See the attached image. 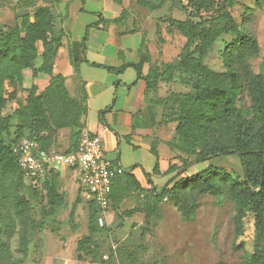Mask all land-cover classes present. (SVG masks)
<instances>
[{
	"label": "trees",
	"instance_id": "obj_1",
	"mask_svg": "<svg viewBox=\"0 0 264 264\" xmlns=\"http://www.w3.org/2000/svg\"><path fill=\"white\" fill-rule=\"evenodd\" d=\"M58 0H45V5L37 6L33 13H22L15 16L14 28L7 39L0 38V206L11 198V209L20 226L19 231V258L10 255L9 245L3 239V226L0 225V264H22L29 253L31 231L39 226L31 214L30 202L21 193L25 176L18 164L16 148L23 139H33L43 150L53 148L59 133L63 129L77 130L74 146L65 151L76 148L80 131L86 120V97L74 98L68 90L64 77L54 75V59L61 46L62 36L50 37L53 29L55 14L54 2ZM121 3V0H115ZM184 0H136L141 7L151 11L161 8L167 2L172 6L184 8ZM190 5L185 19H164L170 28L177 29L186 42L178 57L170 62H160L150 67L145 77L147 87L156 89L159 81H175L178 73L192 75L201 91L200 97L192 94L184 95L185 103L181 106L177 116L176 132L180 139V150L196 154L197 162H203L208 157L219 154L238 153L241 157L244 177H233L215 165H208L198 174L188 177L182 183L191 189L218 194L220 185H226L228 195L234 203L235 214L233 223L235 234L240 237L244 234V219L249 210L254 214L255 230L257 235L264 239V73L253 71L249 58L258 56L260 46L254 35L239 25L233 18L230 9L237 3L236 0H186ZM22 4L29 5L27 0ZM195 11V13H192ZM203 13L208 17H204ZM199 15V20L195 15ZM100 23L90 25L86 29L82 47L89 39L90 28L100 29V25L108 21L101 14ZM128 15L123 9L120 18L113 20L120 22ZM246 16L247 13L245 12ZM171 32V29H168ZM223 34H232L231 42L226 43L222 51L224 72H215L205 63L204 57L214 48L215 43ZM42 43L40 53L41 63L36 65L38 58L37 43ZM15 44V47L12 45ZM146 53L142 55L141 63L133 64L139 72L143 63L150 61ZM109 71L123 70L103 66ZM32 72L35 80L41 73L49 75V84L40 90L33 82L30 87L24 88V70ZM76 67V71H77ZM6 85L12 87L7 92ZM24 91L26 98L23 104L17 97ZM172 93L162 102H167ZM249 94L251 106H244L243 101ZM183 97V96H182ZM10 100H16L17 106L11 114H3ZM153 101L154 105H157ZM257 116L259 127L253 129L252 121ZM16 120V131H10L11 121ZM232 126L235 132L231 142H211L209 131L212 128ZM26 135L25 137H23ZM157 160L154 173H160L159 156L152 147ZM177 164L171 163L166 174L175 173ZM127 179L133 178L124 172ZM123 175V174H122ZM175 174L168 182L155 191L156 200L149 201L146 217L157 207L160 199L175 186L180 185ZM53 170L35 185L48 184V201L55 210L63 204L62 197L54 183ZM137 189L140 184L135 181ZM172 185V186H171ZM150 190L149 193L153 192ZM113 195V191H112ZM77 202V201H76ZM147 203V202H146ZM90 206L88 214V233L82 236L76 247L78 255L81 250L90 261L104 264V253L99 251L98 244H93L95 236L102 233L105 228L97 222L100 213L99 206L94 201H87ZM70 211V218L74 215V205ZM134 210L127 211L129 215ZM75 228V226H72ZM84 248H87L84 251ZM119 252H122L121 250ZM217 264H229L218 262ZM243 264H259L258 256L248 255Z\"/></svg>",
	"mask_w": 264,
	"mask_h": 264
},
{
	"label": "rangeland",
	"instance_id": "obj_2",
	"mask_svg": "<svg viewBox=\"0 0 264 264\" xmlns=\"http://www.w3.org/2000/svg\"><path fill=\"white\" fill-rule=\"evenodd\" d=\"M156 1L160 2V0ZM236 1L237 3L230 9L233 18L240 29H244L256 37L260 46L259 55L250 57L249 64L253 71L264 73V0ZM59 2L60 0L54 2L55 19L50 37L60 35L63 37L64 35V30L60 25L64 23V14L67 9L63 8L60 11ZM183 2L184 8L189 11L190 5H187L186 0ZM27 3L29 5L22 4L21 0H0V38H9L17 14L33 13L37 6L45 5V0H27ZM165 5L169 6L170 12H166L163 8L156 13L161 23H166L164 19L173 17V14L180 19L186 18L187 11L184 8L172 6L171 2H167ZM134 7L136 6L134 5ZM141 8V12L137 15L138 19L149 20L152 11L146 7ZM195 16L197 18L194 20L198 21L199 15ZM203 16L208 17L205 13ZM163 26V24L158 25V28L155 29L154 23H151V31H155V37H157L155 42H152V48L163 54V48L166 47L164 58L166 61H173L178 57L181 48L179 41L182 39L184 41L185 38L178 31L170 32ZM163 34H165V38L162 37ZM232 38V34H223L215 43L214 48L204 57L206 65L211 70L215 72L226 70L222 51L225 44L231 42ZM12 46L15 47V44ZM37 50L36 65L39 66L41 63L39 57L42 52L41 42L37 43ZM50 78L49 75L41 73L35 79L40 90L49 84ZM175 84H178L174 91L177 93H172L166 103L158 99L157 105L154 107L157 106L162 115L158 133L159 139L166 145L164 149L162 147V153L164 155L170 150L168 156L178 166L175 174H177L176 180L181 182L180 185L170 189L164 198L159 200L154 212H151L140 226L134 223L130 234L127 235L125 227H122L123 231H118L112 237L109 233L110 229L104 224L102 228L105 229L95 236L93 244H98L99 251L109 257L110 262L116 264H217L218 262L243 264L248 255L253 254L258 256L259 264H264V239L257 235L255 218L251 211L246 212L244 234L240 237L235 234L233 223L235 207L228 195L226 185L221 184L219 193L214 194L191 189L182 183L183 180L198 174L210 164L240 179L244 177V168L238 153L213 155L206 161L197 162L196 154L180 150V139L176 132V126L179 110L185 103L184 95L192 94L200 97L201 91L195 78L189 74L178 73ZM11 89L12 87L6 85L7 92ZM21 93L17 100L23 104L25 92L21 91ZM251 104L248 94L243 105L251 106ZM16 106V100H10L3 114H11ZM252 124L253 129L259 127L260 122L257 116H254ZM16 125V120L11 121L10 131L12 133L16 131ZM234 132L235 129L232 126L218 125L209 131V138L213 143L229 144ZM48 188L49 185L43 184V181L35 185L29 178L23 177L20 191L28 198L32 217L39 228L36 227L31 231L29 253L22 264H51L47 260V255H50L57 243L55 241L57 237L54 235L56 232L62 237L64 236V239L71 238L72 240L83 233L84 229L77 235L71 234L72 231L82 227L83 219L89 214L90 206L82 205L81 197L78 194L76 204L67 205L66 208H61L56 212L55 206L49 204ZM155 191L145 193L144 198L147 197L151 201L156 200L158 196ZM73 205L75 206L74 215L69 219V212ZM0 225L3 226V239L9 245L10 255L19 258L20 254L17 251L20 226L11 209V198H8L0 206ZM69 245L74 247L75 244L69 242ZM86 250L87 248H84V251ZM120 250L122 252H119ZM80 252V255L77 252L75 254L79 264H101L90 261L82 250Z\"/></svg>",
	"mask_w": 264,
	"mask_h": 264
},
{
	"label": "crops",
	"instance_id": "obj_3",
	"mask_svg": "<svg viewBox=\"0 0 264 264\" xmlns=\"http://www.w3.org/2000/svg\"><path fill=\"white\" fill-rule=\"evenodd\" d=\"M59 7L60 11L63 8L67 10L64 23L60 25L64 35L54 59L53 74L64 77L72 97L80 98L85 95L87 113L82 129L100 135L106 155L119 162L126 173L133 176L127 179L123 174L114 181L112 200L105 220L112 237L118 231H123L122 227H125L128 235L134 223L140 226L146 219L149 201L147 197L144 198L145 193H149L151 188L164 186L175 175L166 174L169 165L175 162L168 156L170 150L164 155L162 153V147L164 149L166 146L158 135L162 115L157 106L152 105L153 101L166 98L170 92H174L179 83L160 80L156 89L150 90L145 77L153 64L170 62L164 58L166 47L163 48V54L152 48V42L157 37L156 32L151 31V23H154L155 29L163 24V28L171 29L172 32L178 30L170 28L167 23H161L156 15L163 8L170 12L167 5L152 11L149 20L138 19L137 15L142 8L136 0L134 3L133 0H121V3L114 0H60ZM123 9L128 11V16L120 22H114L113 20L120 18ZM98 14L108 22L101 24L100 29L90 28L84 51L82 42L86 29L100 23ZM172 16L180 19L175 14ZM148 22L151 23L147 24ZM185 42L186 38L179 41L181 48L178 55ZM144 53L151 60L143 63L139 72L132 65L141 63ZM103 66L123 70L113 72ZM35 81L31 70H24V88L30 87ZM21 94L20 92L19 96ZM24 97L26 98V93ZM76 131L61 130L53 148L63 152L71 149L75 143L72 135ZM153 146L159 156V174L154 173L157 158L152 151ZM53 175L55 186L63 200L56 212L67 205L76 204L78 194L81 204L88 205L80 194L77 170L59 165L53 170ZM135 181L140 184V189L136 188ZM130 210L134 211L127 215L126 212ZM88 223L87 215L83 219L82 227L71 232L77 235L84 229L74 240L64 239V236L56 232L54 235L57 243L50 255H47L48 262L79 264L75 258L77 242L88 233ZM69 242L75 244L74 247ZM103 258L108 260L109 257L104 255ZM104 264L116 263L106 261Z\"/></svg>",
	"mask_w": 264,
	"mask_h": 264
},
{
	"label": "built area",
	"instance_id": "obj_4",
	"mask_svg": "<svg viewBox=\"0 0 264 264\" xmlns=\"http://www.w3.org/2000/svg\"><path fill=\"white\" fill-rule=\"evenodd\" d=\"M18 164L24 175L35 184L43 180L56 166L65 165L78 171L77 183L81 196L94 201L100 208L97 222L106 223L114 181L124 174L123 166L110 159L100 135L86 129L80 131L75 149L69 152L54 148L43 150L33 139H25L16 148Z\"/></svg>",
	"mask_w": 264,
	"mask_h": 264
}]
</instances>
